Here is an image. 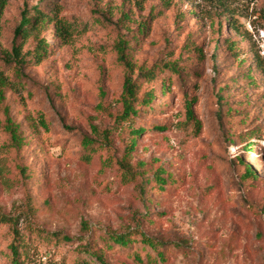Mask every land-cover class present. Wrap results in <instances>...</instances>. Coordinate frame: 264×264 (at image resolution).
I'll use <instances>...</instances> for the list:
<instances>
[{
  "label": "rangeland",
  "instance_id": "1",
  "mask_svg": "<svg viewBox=\"0 0 264 264\" xmlns=\"http://www.w3.org/2000/svg\"><path fill=\"white\" fill-rule=\"evenodd\" d=\"M35 6L74 19V39L54 46L49 26V57L18 69L5 57ZM262 63L264 0H9L0 210L15 223H0V250L17 232L25 264H103L94 253L107 264H264ZM128 75L139 113L123 117ZM39 111L51 129L32 134L26 115ZM10 123L31 139L16 143ZM121 235L130 244L107 246Z\"/></svg>",
  "mask_w": 264,
  "mask_h": 264
},
{
  "label": "trees",
  "instance_id": "2",
  "mask_svg": "<svg viewBox=\"0 0 264 264\" xmlns=\"http://www.w3.org/2000/svg\"><path fill=\"white\" fill-rule=\"evenodd\" d=\"M9 0H0V19L3 15V12L8 4ZM222 15H227L226 12H223ZM226 21L228 22V17H226ZM49 26H52L53 35L55 38V45L63 46L67 43H70L72 39H74V28H75V21L74 19L67 18L66 16H61L56 8H52L50 12L42 10L39 6H35L30 11V8L25 7L21 12V19L14 29V37L11 51L6 55L5 61L7 63H14L18 69H22L23 67L27 66L28 64H37L39 65L45 59H47L50 53L53 51L54 46L47 44L46 40L42 38L41 33L44 29L48 30ZM146 31V27H142L139 31V35L143 34ZM31 40L33 43L31 48L25 49V45L27 42ZM129 47V40L126 38H120L118 44H116V48L118 49L119 59L120 61L126 66V68L131 73L133 71V64L131 63L130 59L127 56V49ZM263 65L264 64H260ZM142 73V72H141ZM147 72H144L146 74ZM135 82L131 80V76L128 75L124 81L123 85V92H122V100L124 111L122 113L123 117H130L131 115H136L139 113V110L135 107L134 102L137 99L135 96ZM8 88V81L6 78L0 74V94L4 95V88ZM150 97L152 95L150 94ZM27 124L32 129V134L38 133V126H41L46 131H50L51 124L50 120L47 118V115L43 111H39L38 120L32 116V114L26 115ZM9 128L12 132V139L16 143H24L27 138L31 139V136H27L24 134V130L26 127L22 126L21 124H9ZM73 131L72 128H69ZM133 137L131 141V148H133L136 144V138L142 133V131L135 129L133 130ZM92 139L88 136H85L84 140L81 141V145L84 147V150L92 151L91 144ZM239 162L243 163V161L239 158ZM250 167H247L248 169ZM250 172V171H249ZM248 172V173H249ZM247 174V172L245 173ZM161 181H165L164 178H160ZM0 223L2 225H12L15 223V220L11 218V216L6 215L1 212L0 210ZM59 233H54L52 237H58ZM13 241L8 242L7 248L0 250V264H25L23 253L20 249V241L21 237L14 232L13 234ZM18 239L15 241L14 239ZM62 238L66 241H69V237L64 235ZM113 240L114 244H110V241ZM108 241L107 246H118L125 244H130V239L127 236H115ZM143 246L149 244L155 247V242L152 241L150 238H143L142 242ZM116 244V245H115ZM160 251V250H159ZM93 254V253H92ZM158 254L163 256V254ZM96 258L100 260L103 264H107L105 260H103L102 256L94 253ZM137 256V255H136Z\"/></svg>",
  "mask_w": 264,
  "mask_h": 264
}]
</instances>
